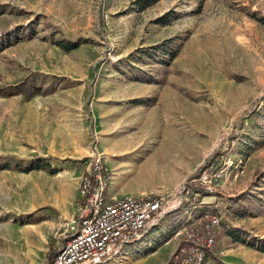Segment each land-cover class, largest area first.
Wrapping results in <instances>:
<instances>
[{
  "label": "rangeland",
  "instance_id": "obj_1",
  "mask_svg": "<svg viewBox=\"0 0 264 264\" xmlns=\"http://www.w3.org/2000/svg\"><path fill=\"white\" fill-rule=\"evenodd\" d=\"M94 147L110 195L178 198L167 233L222 214L203 264H264V0H0V264L47 263Z\"/></svg>",
  "mask_w": 264,
  "mask_h": 264
},
{
  "label": "built area",
  "instance_id": "obj_2",
  "mask_svg": "<svg viewBox=\"0 0 264 264\" xmlns=\"http://www.w3.org/2000/svg\"><path fill=\"white\" fill-rule=\"evenodd\" d=\"M92 151L81 161L83 171L71 224L46 264H99L115 255L120 245L137 241L167 212L164 195L110 196L111 175L105 155L96 147ZM218 175L207 166L190 183L197 186V192L216 191ZM221 217V213L209 211L188 215L174 232L181 241L165 264H203L217 240Z\"/></svg>",
  "mask_w": 264,
  "mask_h": 264
},
{
  "label": "crops",
  "instance_id": "obj_3",
  "mask_svg": "<svg viewBox=\"0 0 264 264\" xmlns=\"http://www.w3.org/2000/svg\"><path fill=\"white\" fill-rule=\"evenodd\" d=\"M110 196H115V195H110ZM76 199H77V196H75L74 200L76 201ZM203 200L205 201V203L209 202L208 199L206 200L203 199ZM207 205L205 204V206ZM191 213L192 212L189 211L187 215H184L185 213H183V216H181L182 215L181 214V215H178L176 218L179 220L180 218L185 219L188 215H191ZM174 222H175V219H174ZM165 225L168 226L166 223ZM154 227L155 229H153ZM169 230L170 229L168 227H164V226L149 227L148 229H146L144 234L134 243H127V244L120 245L114 257L112 256L113 257L112 260L114 259L116 260V258H119L122 252L128 253L130 252V249H132L131 253L133 254L137 253V251H140L141 253H145V260H147L149 257L157 256L158 257L157 264H164L170 258L173 251H175V249L177 248V246H179V243H180L179 242L180 239L178 238L177 235L174 234L176 228L173 230L171 234L166 232ZM62 241H64V239ZM62 241L58 242L56 248H58V246L61 244ZM141 253L134 255V257L137 255H140ZM109 258L110 257H108L107 259ZM107 259L99 264H107L108 263Z\"/></svg>",
  "mask_w": 264,
  "mask_h": 264
},
{
  "label": "trees",
  "instance_id": "obj_4",
  "mask_svg": "<svg viewBox=\"0 0 264 264\" xmlns=\"http://www.w3.org/2000/svg\"><path fill=\"white\" fill-rule=\"evenodd\" d=\"M73 46V45H72ZM67 48H69V45H66ZM41 88L40 85H38V83L34 80H28L27 78L26 79H23L22 81L14 84V85H10L6 90L5 92H11V93H24L28 96H32L33 94H35L37 91H39ZM241 199H244L241 198ZM238 200V201H241ZM212 252V251H211ZM210 252V254H211ZM220 264H223L221 262H219Z\"/></svg>",
  "mask_w": 264,
  "mask_h": 264
},
{
  "label": "bare ground",
  "instance_id": "obj_5",
  "mask_svg": "<svg viewBox=\"0 0 264 264\" xmlns=\"http://www.w3.org/2000/svg\"><path fill=\"white\" fill-rule=\"evenodd\" d=\"M178 200V198H174V199H168L167 201L164 202V208L168 209L169 207H171L172 205H174V203Z\"/></svg>",
  "mask_w": 264,
  "mask_h": 264
}]
</instances>
